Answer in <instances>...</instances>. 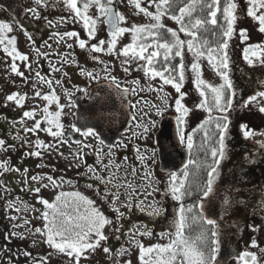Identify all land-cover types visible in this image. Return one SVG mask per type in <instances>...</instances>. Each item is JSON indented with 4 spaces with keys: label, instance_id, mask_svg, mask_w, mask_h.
<instances>
[{
    "label": "snow or ice",
    "instance_id": "obj_1",
    "mask_svg": "<svg viewBox=\"0 0 264 264\" xmlns=\"http://www.w3.org/2000/svg\"><path fill=\"white\" fill-rule=\"evenodd\" d=\"M127 2L134 5L135 9L138 10L137 14H143L152 22L148 24L133 23L130 27L122 26L128 22V18L122 12L117 11L114 6L115 0H55L53 7L56 3H59L68 12L67 17L62 16L59 18V22L64 23L68 19L73 22L79 21L87 30V35L81 37L77 31H64L62 33L54 31L49 39L55 38L57 44L64 42L68 49H72L74 44L78 45L80 49H90L94 53L92 59L103 65L101 72L104 73V79L109 82L110 87L115 88L120 93L123 100L127 101L132 109H136L143 99L141 97L135 103L128 100L130 96H138L139 80L131 81V87H122L117 78L111 75L110 66L95 54H116L118 57H123L121 61L123 71L129 72L131 64L136 62V70L142 71L148 79L155 80L159 78L161 81L159 87L149 86L151 91L161 94L158 98L161 99L163 107L152 105L157 115H163L165 111L172 107L168 103L169 94L164 92V86L171 85L175 89L177 93L174 98V108L177 113L175 117L176 135L179 142L189 152V159L183 170L179 173L170 172L164 189L165 196H171L173 200L179 202L177 214L172 222L175 232H161L159 234L161 238L169 236L167 244L157 243L144 247L142 243L137 241V246L140 249L139 258L142 264H217V256L220 251V225L216 219L205 215V198L211 199L214 197L221 164L227 159V138L229 126L232 123L229 116L235 110L234 105L239 108H246L264 100V90H258L244 100H237L238 90L230 75L232 70L230 45L233 37H236L241 44H246L242 48L244 61L250 66H255L257 63L264 66V42L250 43L248 42L250 41L248 29L240 28L237 31L238 10L244 11V9L239 8L238 0H127ZM34 3L40 7L49 6L48 0H34ZM92 8L97 10L98 15L89 14ZM149 8H153L154 11H150ZM28 11L33 14L34 18H41L37 8H30ZM246 15L256 21L259 32L264 33V0H247ZM164 17L175 21L179 25V29L167 28L163 23ZM43 19L47 21L49 27H55L54 22L47 20L46 16ZM99 22L108 25L110 38L107 41L97 39V24ZM12 31L13 28L9 23L0 21V46H2L3 52L12 59L11 71L22 77L25 83H28V77L25 76L23 71L19 70L16 61L24 62V66L31 71L30 58L17 49L16 37L8 35ZM24 31L27 33L26 29ZM209 32L214 37L213 43L204 38ZM125 33L131 34L132 40L117 51L118 40ZM180 33H183L189 39H181ZM27 35L29 41L35 44L32 34L27 33ZM68 40H72L73 43H68ZM93 40L96 42L91 43ZM43 43L51 48L47 41ZM185 48L193 55V61L187 66V69L184 63ZM36 51L41 56H48V53L42 52L40 48H37ZM56 55L60 57V67L52 65L50 61L52 72L67 76V73L63 71V66L69 62V54L56 53ZM205 56L222 80L219 85H213L203 79L200 60ZM176 58H179L178 64L173 63ZM186 70L192 74L194 88L201 97L200 102L196 104V108L204 109L210 114L208 120L192 130L193 134L197 131H203V139L198 146L194 144L193 134H186L185 132L187 118L192 111L184 103L187 93L182 91ZM81 73L91 80L101 79L100 74L94 71L81 69ZM36 77L37 81L32 83L34 89H36L37 82L41 85H47L50 89L46 94H42L39 90L35 91V97H40L45 101V106L42 110L37 106L31 110L23 111L18 123H20L25 133L37 135L35 141L37 149L58 150V144L68 143V139H65V126L60 117L65 107L72 106L71 97L69 96L67 105L61 104L59 102L60 98L53 87L54 84L61 85V80L46 79L38 71ZM139 91H143V89L141 88ZM27 98V93L14 92L7 95L5 99L6 102H13L18 108L23 109ZM53 103L57 105L58 110H49ZM101 107L107 108V101ZM213 111L218 115L212 116ZM260 111L264 112V107H260ZM38 112L39 119L37 118ZM144 115L146 116L147 112ZM26 119L33 121L31 127L25 126ZM132 120H136L135 114L132 115ZM13 123L15 124L17 121H13ZM42 124L46 126L42 127ZM155 124V121H150L148 124H137L136 126L141 129V132H133L132 135L146 136L151 128L155 127ZM210 124L213 125L211 133L208 131V125ZM239 128L246 139L253 138L257 134L247 124L242 123ZM40 132L50 135L55 143L45 144L43 140L38 138ZM76 133L80 134L83 139L73 141L77 145L73 158L74 161H78L75 166L77 168L81 165L84 166L86 170L80 175L93 181L87 187L92 189L104 203L109 205L115 216V222L101 210L95 200L78 191H60L52 202L38 195L37 202L43 206V210H33L40 212L39 218L43 221V227H36L34 233L31 231L29 233L30 235L39 234L43 238V243H46L56 252L72 258V264H80L82 257L87 259L89 254L94 253L99 248H102L105 253L111 252L108 247H103V243L109 239V235L105 234V228L106 226L109 227L111 229L110 234L119 239L117 235L120 233L121 228L119 222L122 218H125V212L122 209L130 210L133 207V197L139 195L137 191L139 185L133 186L129 182L127 170H124L123 176L119 175L128 160V157H124L120 163L116 162V152L128 146L123 140L108 144L105 151V139L102 138L99 122L93 126L84 124L78 127L76 124H72L67 136L71 137ZM261 135H264V133H261ZM213 137L216 139L213 143H209ZM14 139L27 143L26 138L20 136L19 130L16 131ZM87 139L97 140L99 146L94 147L92 144L86 143ZM257 143H259L260 149L264 150V141H258ZM15 148L14 143L10 144L7 139L0 138V151L7 152L9 149ZM194 148L197 152L204 153V160L191 158ZM84 149H91L94 152L97 160L95 166L87 164L84 160L86 155ZM146 151H141L139 146H136L135 154L143 169L144 187L151 188L152 192L160 191L159 188L153 187L159 181L155 179L149 164V161L155 163L156 152L153 150L146 155ZM28 155L40 157L42 152L39 150L30 151ZM60 155H63V153H60ZM209 158L211 163L208 162ZM189 166H192V171L189 170ZM202 170L206 172V178L201 183L200 173ZM12 171L20 172V169L12 167L8 160H0V176ZM23 171L26 174L28 169ZM137 171L136 167H131L133 176L137 174ZM190 177L192 179H189ZM29 179L38 186L29 187L27 190L36 194L40 193L41 188L51 186L54 189H59L65 183H72L71 180H65L63 176L54 178L51 175H41L39 173ZM44 181H47V183ZM122 189L124 190L123 193L121 192ZM152 192L147 194L151 195ZM122 194L125 196L123 200L121 199ZM197 194L198 200L196 203L185 205V198ZM141 203H137L136 207L139 208ZM223 204H230L227 194L224 197ZM262 206H264V202H262ZM8 207L15 208L17 212L21 211V208L15 207L13 201L8 202ZM141 210L143 211V208ZM161 211L162 209L154 208L151 214L160 215ZM18 218L17 216L10 217L12 220ZM24 223L28 224L30 221L25 219ZM193 226H196L199 230L196 231ZM13 227H19V225L15 224ZM256 230L257 228L253 227V231ZM151 234L147 230L141 232L133 229H130L128 233L132 239H135L136 236ZM12 237L24 239L25 235L13 231L5 236V240H10ZM250 247H258L255 239L252 240ZM7 251L11 250L7 249ZM125 251L126 249H121L117 255H123ZM260 251L264 255V249ZM20 255L25 258V264H48V257L34 256L31 251H24ZM50 255L51 253H49ZM145 257H148V259H145ZM236 260L237 264H259L257 254L248 250L239 253ZM9 264H13L12 256L9 257ZM15 264H19V261H16ZM125 264H131V262L125 261Z\"/></svg>",
    "mask_w": 264,
    "mask_h": 264
},
{
    "label": "rangeland",
    "instance_id": "obj_2",
    "mask_svg": "<svg viewBox=\"0 0 264 264\" xmlns=\"http://www.w3.org/2000/svg\"><path fill=\"white\" fill-rule=\"evenodd\" d=\"M26 2V6L28 9L30 8H37V10L40 12V23L44 24V27H49L47 21L43 19V17H47V20H51L54 22L55 27H49L51 30L59 28L60 32L64 31H79L81 30V37H86V34L84 33V27L83 24H76L79 21L73 22L71 19H68L67 22L60 23L59 18L64 16H68L67 9L61 5L59 9L60 12H63L64 15H58L54 16V8L52 5L55 3V1H49L48 7H40L37 6L34 3V0H24ZM239 2V8L244 9V11L238 10V21H237V31H239L240 28H246L248 29L249 36H250V43H260L264 42V33L259 32L257 22L254 21L252 18L248 17L246 15V8H247V0H238ZM115 3L117 4V8L119 12H122L127 18L128 22L126 24H123L124 27H130L131 24L135 23V21L139 22L143 19H149L148 17L144 16L143 14H137L138 10L135 9L134 5H131L127 2V0H115ZM56 6V5H55ZM142 6H144L142 4ZM149 10L154 11L153 8H149ZM90 15H98L97 10L95 8H92L90 10ZM27 20L33 21L36 20L34 18L33 14L31 12L27 13ZM167 18V17H166ZM165 17L163 18V20ZM0 21H4L10 24L9 20L7 19V14L0 8ZM169 23V26L174 29L178 30L179 25L171 20H167ZM99 22L97 24V39L105 38V31L103 29V23L100 24ZM11 25V24H10ZM13 28V31L8 33V35L15 36L16 37V47L19 51H21L24 54H27L30 58L29 62L31 63V71L24 66V62L16 61L19 70L23 71L25 76L28 77V83L24 82V79L20 76H18L16 73L11 71V64L12 59L11 57L7 56L2 49V46H0V115L3 113H6L7 111L13 110L12 114L13 116H17L16 114L21 113L20 111H17L18 107L13 102H6V96L9 94H12L14 92H19L21 94L27 93L28 98L25 100V102L29 101V109L39 106V109H43L45 106V101H43L40 97H35V91L39 90L42 94H46L50 91L47 85H41L37 82L36 89L32 87L33 81H37L36 72H40V75L48 79V76L46 75L45 71L47 70V60L42 59L41 55H39L36 51L37 48H40V50L43 52L45 48H43L44 43H40V37L41 36L38 32V29H35L32 24H26V29L29 33L37 34L36 37V44H32L29 39L27 33L19 28L18 26L11 25ZM86 30V29H85ZM181 39L187 40L189 37L183 35V33H180ZM35 39V38H34ZM48 44H53V39H48ZM132 40L131 34L125 33L123 34L117 43V47H121L122 45H126L130 43ZM233 41L235 43H238L236 45L237 50L241 49L246 44H241V42L236 39V37H233ZM231 42L230 45V55L231 59L235 58V54L233 53V50H235L234 42ZM44 42V41H43ZM96 41L93 40L91 43H95ZM68 43H73L72 40H68ZM63 45V48H62ZM74 50L68 49L64 42H60L59 45H57V52L58 53H68L69 54V62L64 65L66 68L64 70L65 73H67V76H63L61 80V85H53L55 88V92L57 96L60 98V103L67 105L69 103V96L71 97L72 106L71 107H65L63 109V113L60 117L61 122L65 126V133H67L68 129L71 126V122H73L72 118V112L75 110V105L73 104V95L77 93H85L86 88H89V82L95 83L96 80H91L87 76L78 75L76 77L77 81L81 83V85H87L86 88L82 87L80 84L76 82L75 75H71L68 72V68L70 66H75L76 70L84 69L85 71H94L96 73H99L101 77L104 78V73L101 74V69L103 67L102 64H100L98 61L93 60L92 56L94 53L90 52L88 49H80L78 45L74 44ZM64 49V51H63ZM233 49V50H232ZM48 51V48L46 49ZM119 51V50H117ZM190 53L185 48L184 51V60H185V66L187 69V66H189L191 62V53L189 56H186V53ZM242 54V52L239 51V53L236 54V57H239V54ZM100 57L101 60H103L105 63H107L111 68V75L115 76L117 80L121 83H125L126 85H131V81L138 80L140 78V75L143 74L142 71L136 70V62H133L130 66V71L125 72L123 71V67L121 65V61L123 57H118L116 54L108 55L106 53H98L95 54ZM55 59H58L59 62L57 63L58 67H60V57H56ZM74 60V62H73ZM233 61V60H232ZM231 61V67H234L236 69L235 75L237 76V79L240 82V86L242 85L241 82H243V87L245 85L246 88H248L247 96L254 94L258 90H264V66L259 65L258 63L255 66H250L247 64L246 61L243 59V55H241V58L237 61V65L242 69V72L235 66ZM202 62V73H203V79L208 81L209 83L213 85H219L222 83V80L218 73L213 69V67L209 64V61L207 57L201 58ZM142 63V62H141ZM69 64V65H68ZM68 65V66H67ZM67 66V67H66ZM45 69L43 71L42 68ZM72 68H69V70ZM78 72V71H77ZM185 82L184 87L182 91L186 92L187 95L185 96L184 103L189 106L193 107V103H190L189 100L196 96V98H201L199 96V93L194 88L193 82H192V74L186 70L185 72ZM87 78V79H85ZM88 81V82H87ZM150 88V87H148ZM23 89V91H22ZM251 89V90H250ZM252 89L254 92L252 93ZM30 91L31 94H33L34 99H30ZM88 90V89H87ZM145 92V91H144ZM192 92V94H191ZM153 94V91H152ZM177 96V93L175 89L171 86V98H175ZM30 99V100H29ZM172 101V100H171ZM160 104H157V106L163 107V103L160 100ZM260 107H264V100L259 101V103L255 104V108L257 109ZM50 111H56L57 105L53 103L50 108ZM37 118H40L39 112L37 115ZM238 118V115L236 114V119ZM6 117L5 120L0 119V122L8 123V128L10 129V136L13 141H22L19 139H14L16 136V131L19 130L20 136H22V131L17 127H21L20 123L17 122L16 126L13 124V121L18 119L17 117L12 118ZM8 120H11L12 122H9ZM145 122V120L143 121ZM33 121L26 119L25 120V126L31 127ZM234 124V123H233ZM236 124V123H235ZM46 125L42 124V127ZM264 128V124H263ZM24 132V131H23ZM264 133V129H263ZM256 140H252L250 138L247 139V142L254 143V144H242L238 140V136L232 132V130H229L228 133V157L226 159L225 165L227 167H233L232 172L230 175L233 178V182L235 185H240L239 189L234 190L233 192H230V190H227L225 195L230 199V204L223 206V219L229 223L234 224H241L239 225V228L246 225L248 227V236H247V246L243 248V251L248 250L251 252H255L257 254L258 262L261 264L262 262V254L261 249L264 247V206H262V202H264V150H261L259 147L258 141H264V135L258 134L255 136ZM24 138H26L27 143H30L31 145H35V141L37 139L36 134L32 133H25L24 132ZM38 138L42 139L45 144L55 143L53 138L48 135L47 133L40 132L38 133ZM67 138V135L65 136V139ZM86 143L92 144L93 146H98V141L94 139H87L85 141ZM11 143V142H10ZM242 143H245L242 141ZM69 143H62L57 145V149L59 152H63L64 155H66V158L71 157L73 154L72 152H68L69 149ZM259 148V149H258ZM42 152V155L44 156L42 160H45V165L39 171L38 173L41 175L48 174L53 176L54 178H58L63 176L65 180H68L67 172L69 171V164L67 161H65L66 158L62 159L59 155H54L52 152L54 149H39ZM87 153L90 151V149H86ZM260 154V155H259ZM17 158L19 159V163L21 164L23 159H28V157L22 155V152L20 151L19 147L15 149H9L7 152L0 151V157L2 160H8L9 164L11 165L12 159L10 158ZM21 156V157H20ZM22 156L24 158H22ZM248 159V161L246 160ZM254 161V162H251ZM130 163V160H129ZM40 164H43L42 162ZM251 169L247 171V165ZM42 166V165H41ZM40 166V167H41ZM259 166L261 169H257ZM39 167V169H40ZM131 167H133V164H127L125 162L124 169L127 171L131 170ZM130 168V169H128ZM255 168V169H253ZM259 171H261L259 173ZM32 173H26L24 174V178L19 177L22 173L12 171L10 174L6 175L7 183L10 184L12 190L5 191V186L2 184V178L3 175L0 176V221L2 222V225H0V264H9V257H13V263L16 262L17 259H21L23 255H20L18 252H15L11 249V251H7L8 247L3 245V242H7L5 240V233H8L4 231V225L11 227L10 232H17V233H23L25 235L24 239H19L18 237H13L14 240H18L16 244L24 245L22 247L23 250L32 248L34 251L43 257H48V261L50 264H72V258H69L67 255L58 253L52 248H50L46 243H43V238L39 234L30 235V231L34 233L36 227H43V221L39 218L40 212L34 211L33 209H39L40 211L43 210V206L37 202L38 195L44 199H47L49 202H52L55 200V196L60 192H69L70 191V184L65 183L62 188L54 189L51 186L48 188H41V191L39 194H36L34 192H30L27 189L29 187H35V182L31 181L29 178L32 176ZM37 173V174H38ZM131 173V172H130ZM259 173V174H258ZM6 174V173H5ZM129 174V173H128ZM36 175V174H35ZM121 175V173H120ZM256 175V176H254ZM133 176V175H132ZM13 177V178H12ZM19 177V178H18ZM20 179V180H19ZM27 181V183H25ZM47 183V181H44ZM32 185H31V184ZM3 191H5L3 193ZM229 191V192H228ZM84 195V194H83ZM88 194H85L87 196ZM88 197V196H87ZM225 197V196H224ZM170 199L173 200L170 196ZM94 200V199H93ZM13 201L15 202V207L21 208L20 212H17L15 208H9L8 202ZM242 201V202H241ZM98 206L101 208V202H96ZM106 207H104V210L101 208L102 211L105 212L107 216H109L110 219H113L115 222V216L111 211V208L108 204L104 203ZM142 207V205H140ZM170 210V217L167 218L165 215H159L156 217L158 220L161 218L163 221L161 223L165 224H171L173 222V219L175 218L177 211L175 210V205H171ZM131 212V211H128ZM131 216H136L134 218V221L141 222L143 220L145 222V216H138L135 212L130 214ZM17 216L19 217L17 220H12L10 217ZM27 219L30 221V223L25 224L24 220ZM126 224V225H124ZM122 221L120 220L119 225L120 233L117 235L119 236V239L116 238V236L111 235L110 231L111 229L106 226L105 228V234L109 235V239L107 242L103 243V247H108L111 249L110 253L103 252L102 248L97 249L94 253H91L88 255V258H81L80 264H125V261H130L131 264H142L140 260V249L137 246V241L142 243L144 247H149L151 245H155L157 243L159 244H167L169 242V236H164L161 238L159 235L161 232H165V230H162V228L158 225H156L155 228L151 229V235H143V236H136L135 239H132L128 233L129 231H124L125 228H130L132 225H129L132 221V219L129 218H122ZM129 221V222H128ZM139 222V224H140ZM18 224L19 227H13V225ZM153 225L152 223H150ZM149 227V226H148ZM253 227H256L257 230L253 231ZM133 229V228H132ZM139 230V229H138ZM173 232H165V233H174ZM4 236V237H3ZM255 239L257 241L258 247H250V244L252 240ZM35 241V243H33ZM122 242L118 245V242ZM27 242V244H26ZM26 244V245H25ZM7 245V244H6ZM115 249H118V251L115 253ZM121 249H126L123 255H117V253ZM23 253V252H20ZM49 253L51 255L49 256ZM145 259H148V257H145ZM231 264H237V261H234Z\"/></svg>",
    "mask_w": 264,
    "mask_h": 264
},
{
    "label": "flooded vegetation",
    "instance_id": "obj_3",
    "mask_svg": "<svg viewBox=\"0 0 264 264\" xmlns=\"http://www.w3.org/2000/svg\"><path fill=\"white\" fill-rule=\"evenodd\" d=\"M49 1V0H48ZM25 3V1H24ZM26 4V3H25ZM60 7V4H59ZM58 8V4L56 6V9ZM27 12H28V8H27ZM57 14H60V11H57ZM7 19L9 20L11 25L17 26L16 23V19L9 15L7 16ZM32 24L34 26L35 29H39V27L41 26L40 22H38V19L33 20V21H28L27 19L24 20L23 25H18L19 28L26 29V24ZM151 22H146V21H142V22H138V24H148ZM164 25L169 28V23L166 20H163ZM84 33L87 35V30L84 29ZM32 36L35 38V36L38 35H33ZM89 50V49H88ZM178 60V59H176ZM175 60V61H176ZM141 77L143 79H138L139 80V85H138V96H131V101L133 103H135V101L137 99H140L141 97L143 98L141 100V103L137 106L136 109H132V115L135 114L136 115V120H133L132 123V127L131 129H129V131H127V133L125 135L122 136V138L119 140H123V142L125 144H127L128 146L126 148L120 149L119 151L116 152V162L120 163L121 161H123L124 157H128V160L126 161L127 164H133L134 167H136L138 169L137 174L135 176H132V174L130 173V171H127L128 174V180L129 182H131L133 184V186H137L139 185V188L137 189L139 195H136L133 197V207L128 210V209H122V211H124L125 213H127L128 215H130L132 213V210L135 209V212H137V210H141V208H143V215L147 216L148 219H145L146 221L144 222L145 225L143 228L146 229V227L148 226H153L155 227L156 225H160V221H158L155 217L159 216V215H152L151 213L153 212L154 208H159L162 209L160 215H170V210H171V199L170 196H165L164 195V189L166 187V182L168 180V175L166 173H163L161 171H159V159H158V151L156 149L155 146V141H154V137L156 132L158 131V127H159V123L161 121V119L167 115H172L175 114L177 115V113L175 112V108H174V98H171V85H165L164 86V92L169 94V98H168V103L172 105V107H170L167 111L164 112L163 115H157L156 114V110L152 107V105H157L160 104L159 101L161 99L158 98L159 95L157 92L150 90V88H148L149 86L155 88V87H159L161 81L159 80V78H156L155 80H150L148 79L144 73L141 74ZM234 78V77H233ZM104 78L101 77L102 81ZM100 80V79H99ZM91 84V83H90ZM120 84H122L120 82ZM93 85V84H92ZM124 87H128V86H124ZM143 89V91H139V89ZM145 90V92H144ZM26 92H28L26 90ZM192 94V92H191ZM77 95H82L84 97V101H86L87 96H88V91L85 93H77ZM30 99H34V96L32 94H30ZM172 100V101H171ZM193 102V107H189L192 109V111L189 113V116L187 118V125L185 128V132L186 134H192V130L194 129L193 127L198 123H202L205 118H206V114L207 111H205L204 109H199L196 108V104H198L201 100V98H196L193 97L192 99H190ZM146 102V103H145ZM75 105V104H74ZM75 110H73L72 112V118L74 120L75 118ZM147 112V115L145 116L144 113ZM22 114V111L20 113V115ZM145 120V122H143ZM150 121H155V127H152L151 130L149 131V133L146 136H133L132 133L133 132H137L140 133L141 129L137 128V124H148ZM74 122V121H73ZM73 122L71 123V125L73 124ZM196 122V123H195ZM230 130V127H229ZM78 136V133H77ZM83 139V138H82ZM118 141V142H119ZM69 149L67 150L69 153L72 152V156L68 158L69 161V180L72 181V183L70 184V191L74 192V191H78L82 194H88L87 196L90 199H94L96 202L100 201L101 202V208L104 210V207H106V205H104V202L101 200L100 197H98L94 191L92 189H89L87 187V185L89 183H93V181H90L84 177H82L80 175V173H83L86 169L84 168L83 165H81V167L77 168L75 166V164L78 161H74V156H75V149L77 148V145L73 142H69ZM98 145V144H97ZM99 146V145H98ZM136 146H139V148L141 149V151H145V154L148 155L150 154L153 150H155L156 152V157H155V163H152L151 161H149L150 164V168L151 171L155 177V179L157 181H159L158 184L153 185V187L155 188H159L160 191H156V192H152L151 188H145L144 184L145 181L142 179L143 177V169L140 165L139 160L136 159V154H135V149ZM95 147V146H94ZM104 150H107V145L104 146ZM84 152L86 153V155L84 156V160L86 161L87 164L89 165H96L97 164V160H96V156L94 154V152L90 149V151L87 153L86 149H84ZM64 155V153H63ZM130 160V163H129ZM105 162H107L105 160ZM130 169V168H128ZM124 170L123 169L120 173L121 176L124 175ZM230 167L227 168L226 166H224V162L221 164V168H220V175L219 178L216 181V193L214 195V197H212L211 199L209 198H205V202H207L208 200H210L211 202V206L213 209V219H216L218 221V223L220 221H225L223 219V206H225L223 204V200H224V196L225 193L227 192V190H230V192L239 189V185H235L233 182V178L230 175ZM119 173V175H120ZM226 177H229V179L231 180L230 182H228V180L226 179ZM103 186L101 185V188ZM123 189L121 190V192L123 193ZM148 192H152L151 195H148ZM229 192V191H228ZM192 199L198 200V194L192 196ZM121 199H125V196L122 194L121 195ZM142 201L143 205L142 207H136L137 203H139V201ZM131 211V212H128ZM150 223H152L153 225H151ZM225 223L227 225H230V227L227 230H221L220 229V237H222L223 235H226L227 237H229V242L230 245L232 247H234V249H237L239 251V253H241L242 249L244 247L247 246V234H248V227L246 225L242 226L239 228V225L241 224H234V223H229L227 221H225ZM236 260L233 259L229 264L233 263Z\"/></svg>",
    "mask_w": 264,
    "mask_h": 264
},
{
    "label": "water",
    "instance_id": "obj_4",
    "mask_svg": "<svg viewBox=\"0 0 264 264\" xmlns=\"http://www.w3.org/2000/svg\"><path fill=\"white\" fill-rule=\"evenodd\" d=\"M0 7L13 15L19 24L23 23L26 16V7L22 0H0ZM107 33H109L108 25ZM128 100H130L129 97ZM105 101H107V108H102L101 105ZM77 108L75 124L78 127L84 124L93 126L99 122L102 138L105 139L106 144H113L119 140L121 135L129 128L132 120L129 104L123 100L115 88L109 86V83L95 85L91 89L87 103H83L81 97L77 98ZM156 144L159 149L161 171L178 173L183 169L188 162L189 152L177 138L175 116H167L162 119L160 129L156 134ZM205 215L210 218L213 216L210 201L205 206ZM220 225L222 228L226 227ZM164 228L171 230L174 227L171 225L164 226ZM236 255L237 251L233 252L228 245V240L225 239L221 242L217 264L227 263Z\"/></svg>",
    "mask_w": 264,
    "mask_h": 264
},
{
    "label": "trees",
    "instance_id": "obj_5",
    "mask_svg": "<svg viewBox=\"0 0 264 264\" xmlns=\"http://www.w3.org/2000/svg\"><path fill=\"white\" fill-rule=\"evenodd\" d=\"M38 32L42 36H47V34H50V32L48 30H43V28H39L38 29ZM204 38L205 39H208L210 43H213L214 42V37L210 34V32ZM237 44L238 43H235V46H233V48L235 47V50H233V53L235 54V62H236V64H237V61L241 58V55H242L240 53L239 54V57L238 58L236 57V54L239 53V51L242 52V46H241V49L240 50H237V47H236ZM43 58L47 60V62H46L47 65L46 66H48V67L50 66V63H49L50 61H51L52 65H55V62L51 59L50 56H48V57H44L43 56ZM173 63L174 64H178V63H175V62H173ZM49 70L52 72L51 69H49ZM54 74H56V73H54ZM246 98H247V94L246 95H243V93H241V94L239 93L238 96H237V100L238 101L239 100H244ZM254 108H255V104H252V105H250V106H248L246 108H239V111L240 112H238V118L235 120V122H236V129L238 131L241 130L239 128V125L243 123V124H247L248 127L251 128V129H253L256 133H258V134L259 133H263V129H264L263 128V124H264V112H261L259 108H257V109H254ZM12 111L13 110H10V111H7L6 113L1 114L0 115V119L5 120L6 117H9L11 119L12 118H15V116H13L12 114H10V113H12ZM16 115H18V114H16ZM209 115H208V117L205 120H208ZM211 115L212 116H216L218 114L216 112H213V113H211ZM3 124H5V123H3ZM197 126L198 125H196L194 127V129H196ZM208 131L210 133L213 131V125H211V124L208 125ZM238 136H239V139L241 141H244L243 139H245V138H244V136H243L242 133L241 134H238ZM193 139H194V144L198 146L202 142V139H203V131H197V132H195L193 134ZM215 139L216 138L213 137L212 140L209 141V143H213ZM250 139H252V138H250ZM13 142L15 143V145H17V147H19V149H20V151L22 153H25L26 154V156L29 158L28 161L30 160V163L36 161V163H38V165H39L41 162H45V160H41L40 159L42 157V155L40 157H37V156H34V155H28V153L30 151L35 152V151L39 150L35 146H31L29 144H24V143H19L20 141H13ZM245 142H247V140ZM17 143H19V144H17ZM34 158H37V160L34 159ZM192 159L204 160L205 159V155H204L203 152H197L196 149L194 148L193 149V152H192ZM14 160H15V163L19 166L20 165L19 164V159L14 158ZM208 162L211 163L210 158H209ZM24 166H25V164L23 165V167ZM30 167L33 168L37 172H39V170H40V169H38L36 167L35 164H30ZM248 169H251V168L248 167ZM253 169H255V168H253ZM189 170L192 171V166H189ZM205 178H206V172L202 170L201 173H200V182L202 183ZM189 179H192V178L190 177ZM192 198H193L192 196L185 198V201H184L185 205L194 204V203L197 202V200L192 199ZM175 203H176V211H177L178 208H179V202L175 201ZM0 225H2V222L1 221H0ZM193 227H194V229L196 231L199 230L198 228H196V226H193ZM125 230H127V228H125ZM16 242H18V241H14V239L11 238L7 244L10 245L11 248H13L16 252H18L20 254V252H19L20 246H18V244H16ZM120 243H122V242L121 241L118 242V245ZM26 251H31L34 256L43 257V256H40L39 254H37L34 251V249H32V248L26 249ZM117 251H118V249H115V253ZM16 261H19V264H25V258L23 256L21 257V259H17ZM48 264H50L49 261H48Z\"/></svg>",
    "mask_w": 264,
    "mask_h": 264
}]
</instances>
